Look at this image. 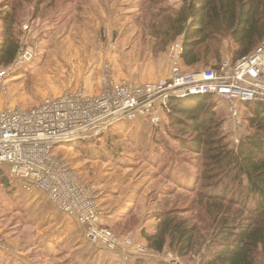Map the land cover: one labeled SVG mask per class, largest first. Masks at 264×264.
<instances>
[{
    "label": "rangeland",
    "instance_id": "1",
    "mask_svg": "<svg viewBox=\"0 0 264 264\" xmlns=\"http://www.w3.org/2000/svg\"><path fill=\"white\" fill-rule=\"evenodd\" d=\"M180 4L179 0H0V42L1 18L12 12L16 22L12 38L19 44L16 59L21 55L24 60L15 64V59L6 67L0 64V112L32 109L70 88L101 94L109 80H127L138 87L167 80L173 64L171 47L181 44L182 36L167 34L171 40L163 33L170 30L169 20ZM234 48L233 40L224 37L199 48L198 64L186 67L180 58L179 62L185 70L215 68L224 60L235 61ZM212 101L220 133L230 148H236L250 129L247 102L238 103L233 116L229 103L217 97ZM157 111L156 123L139 110L140 116L132 120L122 119L114 123L118 126H105L80 139L79 148L69 147L70 141L56 146L54 155L60 163L57 159L50 170L51 188L60 191L59 201L66 207V202L80 204L84 210L80 215L97 210V220L79 224L56 204L48 189L26 187L9 174L8 184L0 179V264H134L138 257L149 264L159 260L200 264L218 220L213 223L214 210L190 192L193 180L182 178L179 183L172 176L175 172L195 176L201 158L174 137L178 127L170 125L168 111ZM2 167L8 173V165ZM170 210L196 226L197 241L187 255L179 256L168 247L156 253L142 236L152 233L159 214ZM89 223L115 235L114 250L88 240ZM258 257V264H264V254Z\"/></svg>",
    "mask_w": 264,
    "mask_h": 264
},
{
    "label": "trees",
    "instance_id": "2",
    "mask_svg": "<svg viewBox=\"0 0 264 264\" xmlns=\"http://www.w3.org/2000/svg\"><path fill=\"white\" fill-rule=\"evenodd\" d=\"M179 1L181 4L168 23L171 31L163 35L165 39H171L167 35L170 33L172 38L182 36L180 61L186 67L201 60L200 47L218 39L233 40V60L245 57L264 40V0ZM1 23L0 64L6 67L15 61L19 50L11 33L16 25L12 12L3 15ZM245 105L250 129L236 148H230L220 133L221 122L211 96L173 95L168 100V121L178 127L174 137L183 148L201 158L195 176L175 172L172 178L176 177L179 183L182 178L184 182L194 181L190 192H196L214 210L212 222L218 220L200 264H258V255L264 254V102ZM78 143L80 139L66 144L79 148ZM5 175L0 169L1 183L8 184ZM175 215L173 210L159 214L155 230L142 233L152 251L161 253L168 247L184 256L194 249L195 224ZM134 264L149 263L138 257ZM156 264L169 263L159 260Z\"/></svg>",
    "mask_w": 264,
    "mask_h": 264
},
{
    "label": "built area",
    "instance_id": "3",
    "mask_svg": "<svg viewBox=\"0 0 264 264\" xmlns=\"http://www.w3.org/2000/svg\"><path fill=\"white\" fill-rule=\"evenodd\" d=\"M181 50L180 43L171 47L173 64L167 80L140 87L127 80L117 83L109 80L101 94L86 95L81 88H70L56 97L44 99L29 110H2L0 169L8 165L6 173L14 180H22L26 187L36 184L48 189L63 211L76 217L79 224L88 223L86 220L91 218L97 220V210L80 215L84 212L80 204L66 202V207L59 201L60 191L56 186H50V170L57 165V159L59 161L54 155L58 144L86 139L122 119L132 120L140 116L139 110L141 115L150 117L156 123V111H168V100L173 95L221 98L229 103L233 116H236L235 107L240 102H264V40L245 57L233 62L224 60L215 68L183 69L179 62ZM22 62L24 60L20 55L15 64ZM86 215L90 217L86 218ZM86 236L93 243L115 249L117 238L100 224L91 223Z\"/></svg>",
    "mask_w": 264,
    "mask_h": 264
},
{
    "label": "crops",
    "instance_id": "4",
    "mask_svg": "<svg viewBox=\"0 0 264 264\" xmlns=\"http://www.w3.org/2000/svg\"><path fill=\"white\" fill-rule=\"evenodd\" d=\"M157 114H159V112H158V111H156V115H157ZM121 126H122V125H121ZM122 127H123V126H122ZM4 174H7V173H4Z\"/></svg>",
    "mask_w": 264,
    "mask_h": 264
},
{
    "label": "bare ground",
    "instance_id": "5",
    "mask_svg": "<svg viewBox=\"0 0 264 264\" xmlns=\"http://www.w3.org/2000/svg\"><path fill=\"white\" fill-rule=\"evenodd\" d=\"M75 140H77V139H75ZM73 141V140H72ZM16 181V180H15Z\"/></svg>",
    "mask_w": 264,
    "mask_h": 264
}]
</instances>
